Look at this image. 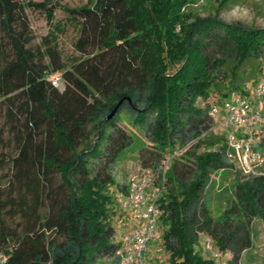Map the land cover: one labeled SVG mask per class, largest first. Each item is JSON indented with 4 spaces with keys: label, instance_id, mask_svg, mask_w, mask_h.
I'll return each mask as SVG.
<instances>
[{
    "label": "trees",
    "instance_id": "obj_1",
    "mask_svg": "<svg viewBox=\"0 0 264 264\" xmlns=\"http://www.w3.org/2000/svg\"><path fill=\"white\" fill-rule=\"evenodd\" d=\"M188 3L88 0L63 8L78 35L77 55L63 60L53 34L31 46L26 10L51 22L48 1L0 0V111L17 139L14 156L0 151L14 188L0 196L5 264H120L121 235L129 232L119 230L115 199L128 183L114 190L115 168L133 144L122 112L149 142L139 160L159 187L167 264H214L222 255L243 264L254 223L264 224V174L234 169L224 136L208 133L209 106L214 94L222 102L232 91L251 100L264 66V29L186 13ZM55 74L62 90L49 78ZM179 149L187 163L175 160L162 173L166 153ZM253 150L261 153L264 139ZM224 170L235 174L231 197L213 216L207 189ZM6 212L24 221L21 230L7 224ZM206 239L217 257L201 254L200 246L211 254Z\"/></svg>",
    "mask_w": 264,
    "mask_h": 264
},
{
    "label": "rangeland",
    "instance_id": "obj_2",
    "mask_svg": "<svg viewBox=\"0 0 264 264\" xmlns=\"http://www.w3.org/2000/svg\"><path fill=\"white\" fill-rule=\"evenodd\" d=\"M22 2L37 3L42 1H48L47 5H50L53 9V20L48 22L45 14L37 9H27L26 14L28 17L29 25L33 40L31 46L35 49L40 45L41 40L48 34H53L56 37V43L63 60L77 55L73 48V42L77 38V32L68 23L67 15L63 8H74L82 6L88 2V0H20ZM188 5L185 8V12L198 15L200 17L207 16L209 14L217 13L219 17L228 23L239 22L247 27L264 29V0H230L226 4L221 5L220 0H188ZM184 9V8H183ZM58 29H57V28ZM260 73L264 74V66L261 67ZM58 74L49 77L51 80L56 81V86L62 90L63 85ZM253 84L250 85L252 88ZM213 95V94H212ZM250 97V96H249ZM212 100L220 103L221 97L219 94H214ZM221 118V111L217 115V120ZM120 123L132 134L133 144L124 153L120 155V160L115 168V183L117 187H114L115 191L123 185H127L129 179L139 173L142 168L139 160V149L142 147H149V142L142 130V127L135 124L132 118L126 115L124 112L120 114ZM12 130L10 123L7 122L4 112L0 111V151H3L8 156H14L17 152V139L12 136ZM3 140V141H2ZM184 149H179L174 152L166 153V158L169 159V166L175 160L180 163H187L181 158V153ZM203 151L200 148L198 152ZM264 156V150L261 151ZM234 169L239 167L240 163L236 160L232 162ZM264 171V163L259 167ZM13 170L7 164L3 169H0V196L8 198L14 193L8 182L12 177ZM232 172L224 170L214 175L212 184L207 189V195L209 199L210 211L213 216H218L223 207L224 202L231 197V190L233 187L234 176ZM119 188V189H118ZM158 185H154L153 182L148 188V193L155 196L158 193ZM116 192L113 193L116 196ZM115 206L117 207L118 219L120 221L119 226L124 225L125 222H131L126 212L122 210V199H115ZM8 208H6L7 210ZM10 212L5 213L7 224L11 228H16L18 231L24 226V221L19 217L12 219ZM129 219V221H128ZM126 222V223H127ZM129 222V224H130ZM120 230V228H119ZM162 233V225L159 223L156 229L155 238L149 243L146 252L143 256L144 264H167V254L163 251L161 245L160 235ZM201 254L206 258H214L213 254H209L199 247ZM230 256L222 255L219 261L214 264H228L227 260ZM110 262H106L109 264ZM111 264V263H110ZM243 264H264V224L259 221L254 223V241L251 250L245 253Z\"/></svg>",
    "mask_w": 264,
    "mask_h": 264
},
{
    "label": "built area",
    "instance_id": "obj_3",
    "mask_svg": "<svg viewBox=\"0 0 264 264\" xmlns=\"http://www.w3.org/2000/svg\"><path fill=\"white\" fill-rule=\"evenodd\" d=\"M53 84L56 85V81ZM250 98L251 100L232 91L219 104L213 101L209 106V116L214 125L208 133L219 131L224 136L230 151V161L239 158L237 161L240 166L235 167L236 170L258 175L264 174L259 168L264 163V156L253 148L264 139V74L253 84ZM219 110L221 118L217 120ZM168 163L169 159L164 163L162 173ZM153 179L154 173L150 169L141 168L128 181L127 193L121 206L128 212L133 228L131 232L121 235V247L118 251L120 264H144V253L155 238L162 210L157 203L159 193L155 196L148 193ZM204 249L217 257L208 239L204 240ZM5 262L6 257L0 254V264Z\"/></svg>",
    "mask_w": 264,
    "mask_h": 264
},
{
    "label": "crops",
    "instance_id": "obj_4",
    "mask_svg": "<svg viewBox=\"0 0 264 264\" xmlns=\"http://www.w3.org/2000/svg\"><path fill=\"white\" fill-rule=\"evenodd\" d=\"M128 221H129V219H128ZM126 222L124 225L122 224V226H120V232H123V231L131 232V230L133 228V224L130 221H129L130 224H129V222H127V223Z\"/></svg>",
    "mask_w": 264,
    "mask_h": 264
},
{
    "label": "water",
    "instance_id": "obj_5",
    "mask_svg": "<svg viewBox=\"0 0 264 264\" xmlns=\"http://www.w3.org/2000/svg\"><path fill=\"white\" fill-rule=\"evenodd\" d=\"M121 103V102H120ZM119 103V104H120ZM119 104L111 111V113L106 117V119H111L113 117V115L115 114Z\"/></svg>",
    "mask_w": 264,
    "mask_h": 264
}]
</instances>
